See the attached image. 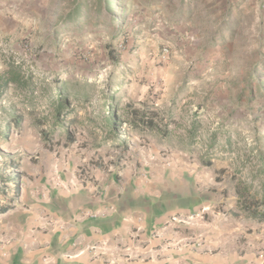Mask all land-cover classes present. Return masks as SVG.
Segmentation results:
<instances>
[{
	"label": "rangeland",
	"instance_id": "rangeland-1",
	"mask_svg": "<svg viewBox=\"0 0 264 264\" xmlns=\"http://www.w3.org/2000/svg\"><path fill=\"white\" fill-rule=\"evenodd\" d=\"M10 62L29 79L1 100L0 212L159 158L208 222L264 201V0H0Z\"/></svg>",
	"mask_w": 264,
	"mask_h": 264
},
{
	"label": "crops",
	"instance_id": "crops-1",
	"mask_svg": "<svg viewBox=\"0 0 264 264\" xmlns=\"http://www.w3.org/2000/svg\"><path fill=\"white\" fill-rule=\"evenodd\" d=\"M7 66L4 65V68ZM155 174H108L95 189H42L39 184L11 197L12 207L0 212V264H44L52 255L56 264H108L89 256L67 261L62 254L71 242H111L123 264H262L264 206L244 202L233 208L226 201L221 223L200 221L180 231L154 236L169 218L212 206L196 187L165 172L163 160ZM208 168L213 164L205 165ZM130 174V173H129ZM17 185H15L16 187ZM229 207V208H227ZM140 229V240L132 234ZM4 254H7L4 256Z\"/></svg>",
	"mask_w": 264,
	"mask_h": 264
},
{
	"label": "built area",
	"instance_id": "built-area-1",
	"mask_svg": "<svg viewBox=\"0 0 264 264\" xmlns=\"http://www.w3.org/2000/svg\"><path fill=\"white\" fill-rule=\"evenodd\" d=\"M211 208L205 207L201 211L193 214L182 215L176 214L169 218L167 223L160 229L155 231L154 236L161 238L165 232L180 231L184 228L195 225L197 222L205 221L208 214H210ZM140 229H136L132 234V239L139 242L140 240ZM0 244L8 245L9 241H1ZM117 247L111 242L99 241L97 243H86L81 240H75L71 242V249L62 254V257L67 261H77L81 257L89 256L91 261L105 260L108 264H123L121 258L116 255ZM7 254H4L6 256ZM262 264H264V254H261ZM44 264H56V260L52 255L44 256L42 259Z\"/></svg>",
	"mask_w": 264,
	"mask_h": 264
},
{
	"label": "trees",
	"instance_id": "trees-1",
	"mask_svg": "<svg viewBox=\"0 0 264 264\" xmlns=\"http://www.w3.org/2000/svg\"><path fill=\"white\" fill-rule=\"evenodd\" d=\"M108 7H112V6H108ZM29 78L25 77L24 74V70L23 67L20 64H17L15 62H10L7 64V69L4 71L0 72V111L4 112L3 106L1 105V100L3 99V97H5L7 95V92L14 88L16 90H21L23 83L25 82V80H27ZM59 84V82L57 83ZM63 107H59V109L61 110ZM136 117H138L139 115V111L134 110L133 112ZM14 119V118H13ZM15 121H17V119L15 118ZM142 123L148 127H152L153 126V122L152 121H145L144 118H142ZM115 124H119L118 122H114L113 126ZM116 126V125H115ZM72 141L73 139L70 138ZM74 143V142H72ZM260 206H264V201L261 202ZM1 211V209H0Z\"/></svg>",
	"mask_w": 264,
	"mask_h": 264
}]
</instances>
